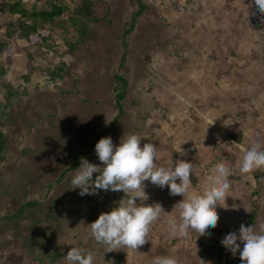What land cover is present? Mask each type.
Wrapping results in <instances>:
<instances>
[{
    "label": "rangeland",
    "instance_id": "obj_1",
    "mask_svg": "<svg viewBox=\"0 0 264 264\" xmlns=\"http://www.w3.org/2000/svg\"><path fill=\"white\" fill-rule=\"evenodd\" d=\"M13 2L30 13L58 7L62 13L46 21L23 18L8 10ZM141 2L145 10L137 15L136 0H0V41L20 48L12 56L14 74L0 81V103L8 106L0 109V264H65L71 247L92 250L95 264H151L154 256L169 255L179 264H220L202 243L221 240L241 223L251 225L248 218L255 208L252 225L259 230L264 224V168L240 171L245 150L255 143L264 148V20L251 0ZM17 20L35 26L31 41L19 32L8 37L5 24ZM217 38H225L219 42L226 44L218 48ZM201 40L206 45H194ZM208 55L215 60L212 65ZM2 59L0 52V66ZM115 70L127 80V91L140 92L143 101L136 112L128 96L110 125L117 114ZM186 88L207 94L174 97ZM3 91L18 93L11 105L4 104ZM186 101H201L203 116L193 114L196 127L187 123L183 138L173 129L175 137L169 138L170 107L179 108V102L186 106ZM121 122L123 133L139 134L141 144L159 147V164L176 159L194 164L190 192L208 186L217 163L231 169L229 207L217 208L220 218L211 235H172L169 221L178 220L173 207L183 197L146 181L147 194L152 186L156 191L146 202H159L166 212L144 245L134 252L124 247L109 251L90 236L88 224L110 211L124 193L100 190L80 196L79 189H71L70 178L80 157L100 163L91 142L105 128L109 136L112 125ZM229 255V264H240L238 254Z\"/></svg>",
    "mask_w": 264,
    "mask_h": 264
},
{
    "label": "clouds",
    "instance_id": "obj_2",
    "mask_svg": "<svg viewBox=\"0 0 264 264\" xmlns=\"http://www.w3.org/2000/svg\"><path fill=\"white\" fill-rule=\"evenodd\" d=\"M250 3L264 20V0H251ZM224 124H227L226 120ZM142 138L136 133H124L116 144L111 136H105L94 146L100 163L90 162L86 157L79 158V166L70 178L71 189H79L80 196L96 195L100 190L124 193L122 198L113 202L110 211L102 212L88 224L90 236L107 246L109 251L121 247L137 250L138 246L144 245L150 227L162 212H166L161 203L146 202L149 199L145 191L146 181L161 189L167 187L170 195L183 197L173 207L178 211V220L169 221L172 235L183 237L190 232L198 233L199 237L211 235L220 218L217 208L229 207L231 169L217 163L208 177V186L202 192H190L194 164L176 159L175 163L161 165L158 163L159 147L152 142L141 144ZM262 168L264 148L255 143L244 151L240 171L250 173ZM231 207L236 208L235 205ZM220 243L233 256L239 255L240 264H264V224L257 230L252 224L245 226L241 223L238 231L226 233ZM64 262L95 264V254L89 249L71 247L64 255ZM152 264H179V261L171 255L156 256Z\"/></svg>",
    "mask_w": 264,
    "mask_h": 264
},
{
    "label": "trees",
    "instance_id": "obj_3",
    "mask_svg": "<svg viewBox=\"0 0 264 264\" xmlns=\"http://www.w3.org/2000/svg\"><path fill=\"white\" fill-rule=\"evenodd\" d=\"M139 3V10L137 15H140L144 10H145V5L141 4V0H136ZM20 8V2H13V4L8 6V10L14 13H19L23 16V18H27L28 16H32L33 18H42L44 21L46 20H52L53 17H55L56 15H60L62 13V8H53L50 11H46V10H41L38 12H34V13H30L28 12L26 9H19ZM31 14V15H30ZM18 24H9L6 23V33L8 34V37L12 38L14 37L15 33L19 32L18 34L22 37L25 38L27 40H30L31 37V33L35 32V26H29L28 24H25L24 21L21 20H17ZM134 21V20H133ZM36 22V21H35ZM134 26V22H131V28L126 30L127 33L130 32V30L133 28ZM33 35V34H32ZM36 35V34H35ZM34 37H39V36H34ZM42 37V36H41ZM31 41V40H30ZM18 51H20L19 47H11L9 44L0 41V52L3 55V59H2V64L0 66V81H8L9 77L12 76L14 74V69L12 67V56L13 54L17 53ZM114 88L116 90V95H115V100L114 102H116V109H114L117 114H115V116L112 118V122L110 123L113 124L115 117H117L119 115V113L123 112V104L124 101H126V98L128 96H130L132 98V100L135 102L134 105H132V107L136 110V112H138L139 110L137 109V107H139V109L142 108V99L139 97L140 96V92L139 93H132L131 91H127L126 87L128 85L127 80L124 79L122 76H119V71L115 70L114 73ZM2 91V90H1ZM3 95V98L5 99L4 104H8L11 105L13 102L9 101L12 100L13 98H15V95L18 94L17 92H11V91H3L1 93ZM138 99H135L137 98ZM9 101V102H8ZM141 106V107H140ZM7 108V105H4L0 103V109L2 108ZM137 115L139 116V114L137 113ZM124 122H121L120 124H116V125H112V127L109 129V136L112 137L113 142L115 143H119L121 136L124 134L123 130L121 131V129L119 128ZM122 128V126H121ZM125 131V130H124ZM106 132H108V129L105 128L103 130L102 134H99L97 136V139L102 138L103 136H105ZM128 132V131H126ZM95 141H92L90 146L92 148H94L95 146ZM88 153V152H86ZM263 175L259 174L257 176V181H261ZM31 205H37V203L35 202H31ZM257 208H255L254 211H252L249 214V221L250 224L253 223V221L255 220V214L254 212L256 211ZM202 248L204 250L205 253H207L210 256L215 257V259L217 260L218 263L220 264H229L231 262L230 260V255H229V251H227L220 243V240L217 239H211L205 243H202ZM61 257V256H60ZM59 257V258H60Z\"/></svg>",
    "mask_w": 264,
    "mask_h": 264
},
{
    "label": "crops",
    "instance_id": "obj_4",
    "mask_svg": "<svg viewBox=\"0 0 264 264\" xmlns=\"http://www.w3.org/2000/svg\"><path fill=\"white\" fill-rule=\"evenodd\" d=\"M228 39V38H227ZM230 39H228V41H229ZM202 42H199V43H197V44H194L195 46H197V47H200V46H204V45H201V44H205L206 45V41H203V40H201ZM219 41H225V38H222V39H216L215 40V42H214V44L215 45H217L218 46V48L222 45V44H224L225 42H223L222 44H220V42ZM231 45H233L231 42H229ZM226 44V43H225ZM213 46V49H215V47L216 46ZM214 52H212L211 54H213ZM215 54V53H214ZM210 55H208V58L209 59H206V61H208L209 62V65H212L214 62H215V60L214 59H210V57H209ZM211 63V64H210ZM220 77V75H218V76H216L215 77V79H216V81H218L219 82V78ZM195 80H196V78H195ZM197 84H198V82H197ZM209 85V84H208ZM182 93V91L179 93V92H176V93H173L174 94V97L175 96H179V97H182V96H185V97H189V96H191V95H193V96H196V97H203V95H206L207 94V92L206 91H203V90H196L194 93H192L191 91H190V88H186L185 89V91H184V93L183 94H181ZM172 94V95H173ZM194 102H197V103H194ZM202 102L201 101H193V102H191V101H186V106L185 105H183L182 106V103L181 102H179L178 104H180V105H178L179 106V108L177 107V108H171L170 107V111H169V115L167 116L168 118V121H169V124L172 126L171 127V129H170V131H169V138L170 137H175V135H174V133H172V129L174 130V131H177L179 134H178V137H181V138H183L181 135H183V132H182V130H183V128H187V123H190L191 124V126H188V128H195L196 126L195 125H193V120H195L194 119V116H193V114H195L196 116H198L199 117V119L200 118H202V116H203V114H201V109L200 108H202L203 107V105L201 104ZM195 105H197V106H195ZM28 107L30 108V105H28ZM212 106H209L208 108L210 109ZM27 109V112H28V108H26ZM43 109V108H42ZM172 109H173V111H172ZM175 109V110H174ZM179 109V110H178ZM208 109V110H209ZM42 111H44V110H42ZM171 112V113H170ZM214 112H215V110H214ZM217 112H219V111H217ZM217 112H215L216 114H215V116L217 117V116H219L220 114L219 113H217ZM192 115V116H191ZM162 117H165V116H162ZM214 117V116H213ZM26 118H30L29 116H28V113H27V116H26ZM181 118V119H180ZM41 120L43 119V118H40ZM40 119H39V121H40ZM159 119V118H158ZM178 119H180V121L178 120ZM33 120V122H35V126H34V123H32L33 125H32V131H34V136H35V138L37 137V134H36V126H37V124H36V119H32ZM35 120V121H34ZM38 120V119H37ZM47 122H48V120H47ZM180 122H183V123H185V125L183 124V123H180ZM176 123H180V124H177L176 125ZM35 127V128H34ZM197 128H199L198 129V131H197V133L199 134V130H200V127H197ZM43 129V128H42ZM179 130H180V132H179ZM26 133V132H25ZM150 134V133H149ZM149 134H147V136L148 137H150V135ZM177 135V134H176ZM167 137V136H166ZM168 138V139H169ZM154 141V140H153ZM78 142H81V140L80 141H78ZM91 142V141H90ZM77 144V143H76ZM50 148V147H49ZM48 148V149H49ZM47 149V150H48ZM46 151V150H45ZM82 153V152H81ZM53 156V155H52ZM51 156V158L53 159V160H59V158H53ZM56 156V155H55ZM57 157V156H56ZM60 158L62 159V156H60ZM152 189H150L149 190V192H148V194H149V199H151V198H153L154 197V194H155V190H154V186H152L151 187ZM153 195V196H152ZM148 199V200H149ZM152 200V199H151ZM150 200V203H152V201ZM153 202H155V201H153ZM152 227H156V223L154 222L153 224H152V226L150 227V235L152 236V235H154L155 234V230L152 228ZM135 250H133V249H130V252H134ZM66 252H68V250H66ZM137 252H139V250L137 251ZM156 254V252H150V256H154ZM154 257H156V256H154ZM128 263L131 261L129 258H126L125 259ZM152 264V263H151Z\"/></svg>",
    "mask_w": 264,
    "mask_h": 264
}]
</instances>
